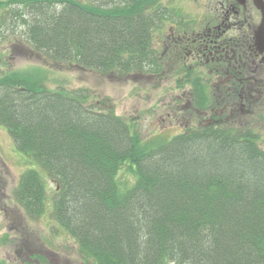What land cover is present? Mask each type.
I'll use <instances>...</instances> for the list:
<instances>
[{"label": "trees", "instance_id": "obj_1", "mask_svg": "<svg viewBox=\"0 0 264 264\" xmlns=\"http://www.w3.org/2000/svg\"><path fill=\"white\" fill-rule=\"evenodd\" d=\"M165 1L0 0V37L15 53L29 49L60 68L159 76L163 62L177 57L173 63L191 73L186 46L175 44L162 57L155 45L173 16L185 24ZM206 46L196 43L193 54L208 66ZM192 86L188 111L195 120L216 100L206 79L197 77ZM0 126L56 182L54 223L76 241L87 264H264L259 122L202 123L171 141L144 144L113 111L63 91L35 90L28 75L4 73L0 64ZM124 169L133 175L131 186L119 181ZM40 171L28 170L15 190L31 218L50 206Z\"/></svg>", "mask_w": 264, "mask_h": 264}, {"label": "rangeland", "instance_id": "obj_2", "mask_svg": "<svg viewBox=\"0 0 264 264\" xmlns=\"http://www.w3.org/2000/svg\"><path fill=\"white\" fill-rule=\"evenodd\" d=\"M166 1L173 2L174 10L180 13L178 17L185 24L176 23L175 19L178 18L175 15L173 20L166 23L162 32H157L158 36L154 42L162 57L178 44L186 46L185 50H189L187 44L183 43L192 41L193 36L182 37L183 30L193 29L202 33L220 26V22L218 25L213 22L216 1ZM251 10L255 14L253 24L257 27L261 21L260 14L255 9ZM240 23L246 27L250 21L245 22L241 18ZM228 24L230 25L227 22L225 28ZM225 28L221 27V32ZM193 30L189 31L188 35H191ZM218 41L220 43L221 38H218ZM21 49L23 56L20 55V49H16L19 53H15L5 38L0 37V64L4 73H27L37 89L63 91L85 106L103 112L113 111L116 116L129 121L132 133H137L144 144L157 138L171 141L175 136L197 128L200 123H210L211 118H215L217 122H228V115H221L224 111V80H221L223 76L210 74L205 61L195 62L193 54L184 59L191 73L184 72L179 61L177 64L173 63V60L178 59L174 57L172 61L163 62L164 69L159 76L145 72L142 75L118 77L85 71L77 66L56 67L54 64L43 62L41 56L29 49ZM197 77L206 79L217 102L211 104L209 114H202V117L193 120V113L188 111L192 106L189 92L193 89V79ZM261 119L264 121L262 110ZM131 122L135 123V128ZM261 144L264 146V141ZM32 169L40 171L27 156L16 149L7 129L0 126V261L8 264H87L79 253L76 242L54 223L51 205L56 198L57 186L45 173L40 171L47 184V199L50 204L45 215L31 218L17 203L15 190L22 176ZM119 181L128 186L134 183L129 169L119 173Z\"/></svg>", "mask_w": 264, "mask_h": 264}, {"label": "flooded vegetation", "instance_id": "obj_3", "mask_svg": "<svg viewBox=\"0 0 264 264\" xmlns=\"http://www.w3.org/2000/svg\"><path fill=\"white\" fill-rule=\"evenodd\" d=\"M215 1L217 8L214 18L216 20L213 22L214 25H218L220 22L218 28L207 29L202 33L193 31L191 35H188L186 31L182 32V37L193 36L192 41L184 43L191 50L188 56H192L196 44H193V48L190 45L194 42L197 43L195 36H200L201 42L207 44V51L210 49L209 58L211 61L207 60L210 74L223 76L221 80L225 81H223V93L226 98H223L224 111L221 112L222 116L227 114L228 117H234L237 115V111L246 116L250 113L249 111L253 112L257 109L264 112V53L258 52L254 41L258 26L253 24L255 16L251 10V8L255 9L253 2L252 0H243L241 4L237 0ZM241 18L245 22L249 20V26H243L240 23ZM227 22L230 25L228 24L225 28ZM221 27L225 28L222 32ZM218 38L222 40L220 43ZM214 50L216 51L214 52ZM206 57V55L203 56L204 59ZM200 59L199 56L193 54L195 62H202ZM211 85L213 86L212 83ZM213 123L215 120L211 119L210 124Z\"/></svg>", "mask_w": 264, "mask_h": 264}, {"label": "bare ground", "instance_id": "obj_4", "mask_svg": "<svg viewBox=\"0 0 264 264\" xmlns=\"http://www.w3.org/2000/svg\"><path fill=\"white\" fill-rule=\"evenodd\" d=\"M254 0H252V2H253ZM239 2V1H238ZM239 3H241V2H239ZM198 42H201V41H198ZM197 42V43H198ZM193 44H196V42H194V43H192L190 46L193 48ZM35 54V53H34ZM37 55V54H36ZM39 56V55H38ZM42 60H43V58H42ZM44 62V61H43ZM81 69V68H80ZM92 72V71H91ZM18 73V72H17ZM21 74H23V73H21ZM25 75H28L27 73H25ZM29 76V75H28ZM34 84L35 83H32V86H33V88L35 89V90H47V89H37L35 86H34ZM47 91H51V90H47ZM223 98H226V96H225V94L223 93L222 94V101H223ZM250 113H248V114H246V116H244V115H242L239 111H237V115L236 116H234V117H229V119H228V124L230 123V122H232V123H237V122H240V123H248V122H253V123H258L259 122V125H260V127L262 128V133H263V138H262V140H264V126H261L262 125V121H261V110L260 109H257V110H255V111H253V112H251V111H249ZM260 119H259V118ZM244 125V124H243ZM261 140V141H262ZM262 145V144H261ZM264 147V146H263ZM49 179V178H48ZM53 181V180H52ZM55 184H56V182L55 181H53ZM56 186H57V184H56ZM73 239V238H72ZM74 240V239H73ZM75 241V240H74ZM76 242V241H75Z\"/></svg>", "mask_w": 264, "mask_h": 264}, {"label": "water", "instance_id": "obj_5", "mask_svg": "<svg viewBox=\"0 0 264 264\" xmlns=\"http://www.w3.org/2000/svg\"><path fill=\"white\" fill-rule=\"evenodd\" d=\"M243 2V0H237ZM255 7L261 11L262 23L258 30L255 32L256 47L260 52L264 51V0H254Z\"/></svg>", "mask_w": 264, "mask_h": 264}]
</instances>
